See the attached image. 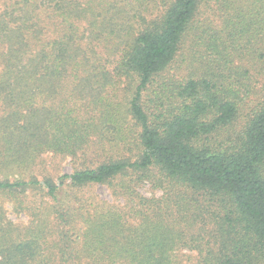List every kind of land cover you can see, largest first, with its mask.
I'll use <instances>...</instances> for the list:
<instances>
[{
    "label": "trees",
    "instance_id": "obj_1",
    "mask_svg": "<svg viewBox=\"0 0 264 264\" xmlns=\"http://www.w3.org/2000/svg\"><path fill=\"white\" fill-rule=\"evenodd\" d=\"M0 264H264V0H0Z\"/></svg>",
    "mask_w": 264,
    "mask_h": 264
},
{
    "label": "rangeland",
    "instance_id": "obj_2",
    "mask_svg": "<svg viewBox=\"0 0 264 264\" xmlns=\"http://www.w3.org/2000/svg\"><path fill=\"white\" fill-rule=\"evenodd\" d=\"M190 46V43L188 40L185 41L184 43V48L183 50H187V48ZM180 60V59H179ZM65 82V80H64ZM68 82V83H66ZM65 83H63L62 86V91L59 92L58 94L55 93V95H53L49 101H53V103L55 105H58L62 100H67L68 101V105L71 103L70 102V95H72L73 99L72 100H79L78 99V94L76 95L75 92L71 91V88L73 87V85L71 84V80L68 78L67 81ZM70 82V83H69ZM130 84L128 86H126L125 83H121L119 84L121 87L119 89V95L117 96L118 98H123L125 95H129L130 93V89H132L134 87V80L133 79H129ZM66 84V86H65ZM107 89L110 91H113L112 86H107ZM107 91V90H106ZM107 93H109L107 91ZM111 93H109L110 95ZM83 96V95H82ZM82 96H81V100L82 101ZM144 101L147 103L146 99H144ZM130 122V121H129ZM132 123V121H131ZM131 127V137L134 135V131L136 130V127L129 125ZM93 141L98 140L97 137H92ZM110 145L112 144H105L103 146V155H107L108 153L114 151L115 149L112 148ZM132 149L130 152H127L129 155L134 152L135 148L133 145H131ZM126 153V152H125ZM93 163H96L94 160H100L103 157L102 156H90ZM41 160H43V165L42 166H37L35 169V175L36 177H38V179H41V177L43 175H50L54 178V181L57 182V176L61 175L63 173H70L73 168L75 167H81V163H82V158H78V159H71L69 156H65L62 154H58V153H52V152H45L42 153L40 155ZM90 161V160H89ZM44 170V171H43ZM42 171V172H41ZM139 191L141 194L145 195V196H150L151 193L155 194V195H160L161 191L158 189H156L153 192V189L150 187V184L146 181H143V183L140 185ZM84 194L85 195H96L99 199H104L108 202L113 201V197L111 195V191L109 189V187L105 184H95L94 186H91L89 188L84 189ZM83 194V193H81ZM9 218L12 219L13 221L16 222H27V218L24 216V214H21L20 216L16 217L14 214L9 213Z\"/></svg>",
    "mask_w": 264,
    "mask_h": 264
}]
</instances>
